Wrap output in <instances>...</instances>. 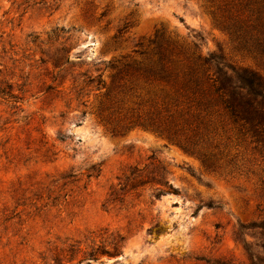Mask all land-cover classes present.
<instances>
[{"label":"rangeland","instance_id":"374dc122","mask_svg":"<svg viewBox=\"0 0 264 264\" xmlns=\"http://www.w3.org/2000/svg\"><path fill=\"white\" fill-rule=\"evenodd\" d=\"M160 32L264 76L207 0H0V264H262L264 150L125 125Z\"/></svg>","mask_w":264,"mask_h":264},{"label":"trees","instance_id":"16d2710c","mask_svg":"<svg viewBox=\"0 0 264 264\" xmlns=\"http://www.w3.org/2000/svg\"><path fill=\"white\" fill-rule=\"evenodd\" d=\"M221 26L243 38L244 46L264 58V0H207ZM150 64L132 68L145 91L125 117L127 127L157 129L204 162L220 149L225 123L264 150V76L252 69L224 70L217 55L204 56L196 43L174 41L160 32ZM91 81L94 78L88 76ZM101 83V80L100 82ZM264 230V221L259 225ZM264 250V240L261 244ZM248 250V249H247ZM264 264V256H256Z\"/></svg>","mask_w":264,"mask_h":264}]
</instances>
